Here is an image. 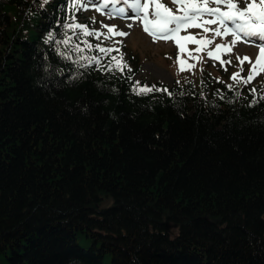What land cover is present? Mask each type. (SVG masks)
I'll list each match as a JSON object with an SVG mask.
<instances>
[{
    "label": "trees",
    "instance_id": "obj_1",
    "mask_svg": "<svg viewBox=\"0 0 264 264\" xmlns=\"http://www.w3.org/2000/svg\"><path fill=\"white\" fill-rule=\"evenodd\" d=\"M67 22L0 0V264H264V79L137 94Z\"/></svg>",
    "mask_w": 264,
    "mask_h": 264
},
{
    "label": "rangeland",
    "instance_id": "obj_2",
    "mask_svg": "<svg viewBox=\"0 0 264 264\" xmlns=\"http://www.w3.org/2000/svg\"><path fill=\"white\" fill-rule=\"evenodd\" d=\"M235 2L237 7L242 8L246 6L249 0H235ZM99 3L100 0H88V5L84 9H81L78 5L80 20L88 23L85 27L92 33L90 36L95 39L98 38L104 45L103 49H111V51L102 52L100 56L96 57V61L100 62L102 57L105 56V59L110 60L108 67L112 68L117 66V61H119V66L124 65V61L128 62L129 55L135 57L136 60L132 57L133 61L128 62V64L130 66L136 63L139 64V72L136 78L142 88H153L157 84L159 86L169 87L177 80L184 81L191 78L198 80L206 72L231 80H233L232 74L238 72L239 76L235 81H239L241 76H248L251 64L258 54L257 45L260 42L257 41V37H244L243 33H238L240 36L249 39L246 42L239 40L235 45H232L231 41L233 37L231 34L216 36L214 32L205 33L202 27L182 28L179 35L185 36L192 34L196 39L206 38L209 43L201 46L192 42H183L185 43L187 51L181 52L175 39L169 38L162 41L147 35L143 31L140 18H132L136 17V13L124 5L122 0L115 5L109 3L107 8L98 11L92 5ZM141 3H143V0H141ZM161 3L173 11L178 7L172 3V0H161ZM209 6L227 10L226 4L215 5L210 3ZM113 7H124L125 13L119 15L110 12V9ZM152 11L153 9L150 6L148 9L149 19L154 18L151 15ZM139 15L142 17L144 13L141 12ZM209 18L211 17H204V19ZM229 24L231 25V22ZM206 26L209 28L218 27V25ZM109 28H112L111 32ZM80 31L83 30L78 29V32ZM120 31L125 32L126 35L119 36L117 33ZM217 44L227 45L231 47L232 51L228 52L224 47L217 51L215 47ZM119 47L121 50H119ZM197 47H201L202 51L199 53L195 52ZM209 51L214 52L213 57L207 55ZM216 55L220 56L219 60L215 58ZM245 55L249 57L248 61H243V56ZM113 56L117 58V61L112 59ZM177 57L186 62L183 70H181ZM241 68L243 71H241ZM259 79H264V73H259L254 76L252 81Z\"/></svg>",
    "mask_w": 264,
    "mask_h": 264
},
{
    "label": "snow or ice",
    "instance_id": "obj_3",
    "mask_svg": "<svg viewBox=\"0 0 264 264\" xmlns=\"http://www.w3.org/2000/svg\"><path fill=\"white\" fill-rule=\"evenodd\" d=\"M49 0H44V3H48ZM120 2V0H100L99 4H93V7H96L97 10L107 8L109 3L115 5ZM123 4L136 13V17L140 18L144 23V30L146 32H151L153 35L159 33L164 39L171 38L175 39L177 45H179L180 51L185 52V43L183 42H192L197 45H207L209 41L206 38L196 39L192 34L180 36V30L182 28H203L205 33L214 32L216 36L228 35L231 34L233 37L231 44L235 45L237 41L241 40V36L238 33H243L244 37H257L260 41H264V0H249L245 7H237L235 0H172V3L177 5V9L173 11L171 8L165 6L161 3V0H122ZM215 5H227V10H222L220 7H211L209 4ZM70 7H75L79 5L81 9H84L88 5V0H69ZM152 7L153 11L151 13L153 19H149L148 9ZM110 12L123 15L125 13V8H115L110 9ZM143 12V17H140V13ZM205 16L211 17L209 19H204ZM71 19H75V13H73ZM231 22V25L229 24ZM206 25H218L215 28H209ZM130 26V25H129ZM65 29H81L85 35H91L88 29L83 23H71L67 22L62 25ZM114 27V26H113ZM109 31H112V28H109ZM119 36L126 35L125 32L120 31L117 33ZM52 38V33H49V39ZM62 43L67 44L68 41L64 40ZM87 44V41H85ZM89 47H91L89 45ZM98 47V46H97ZM216 50L218 51L222 47L226 51L231 52V47L227 45L217 44ZM259 52L255 56L254 62L251 64L249 69L248 76L244 79L245 83H248L253 80L254 76L259 73H264V43L257 45ZM74 50H80L77 46ZM100 51L107 52L111 49H103ZM202 51L201 47H197L195 52L199 53ZM191 55V53H189ZM209 57L214 56L213 51L207 53ZM217 60L220 59L219 55H216ZM81 59H87L89 63L96 60V57H81ZM114 61H117L115 56L112 57ZM239 59V57H237ZM177 60L181 66V70L184 69L186 62L177 57ZM249 57L247 55L243 56V61H248ZM98 63V61H97ZM83 66V65H82ZM117 67H119V61H117ZM191 67V66H189ZM241 71L243 69L241 68ZM239 76L238 72L232 74V79L236 80ZM131 79V76H129ZM231 85L229 88L231 89ZM133 91H137V94L151 92L152 88L143 87L138 90L134 87ZM165 91H167L165 89ZM253 93L257 89L251 90ZM240 92H236V96H240ZM258 99L264 100V96L259 97ZM257 102V99L252 101L253 104Z\"/></svg>",
    "mask_w": 264,
    "mask_h": 264
},
{
    "label": "bare ground",
    "instance_id": "obj_4",
    "mask_svg": "<svg viewBox=\"0 0 264 264\" xmlns=\"http://www.w3.org/2000/svg\"><path fill=\"white\" fill-rule=\"evenodd\" d=\"M131 23V22H130ZM242 37V36H241ZM249 38H244V37H242L241 38V42H246V40H248ZM258 52H259V49H258Z\"/></svg>",
    "mask_w": 264,
    "mask_h": 264
}]
</instances>
